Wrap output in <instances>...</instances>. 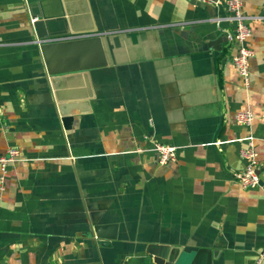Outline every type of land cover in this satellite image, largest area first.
<instances>
[{
  "label": "crops",
  "instance_id": "1",
  "mask_svg": "<svg viewBox=\"0 0 264 264\" xmlns=\"http://www.w3.org/2000/svg\"><path fill=\"white\" fill-rule=\"evenodd\" d=\"M39 1L0 0V157L18 152L0 170V264H157L148 245L253 264L264 243V0H242L247 87L211 21L226 16L218 0H61L70 30L100 36L108 64L50 82L27 13ZM75 100L91 112L64 129L55 104ZM245 110L248 127L234 120ZM249 139L259 186L243 189L233 174ZM156 144L175 161L159 165ZM95 225H116L111 247L97 245Z\"/></svg>",
  "mask_w": 264,
  "mask_h": 264
},
{
  "label": "water",
  "instance_id": "2",
  "mask_svg": "<svg viewBox=\"0 0 264 264\" xmlns=\"http://www.w3.org/2000/svg\"><path fill=\"white\" fill-rule=\"evenodd\" d=\"M38 12L32 14L36 19L33 24V37L50 82L61 75L70 73H87L90 70L107 66V58L100 36L44 43L46 38L69 36L70 30L61 0H40ZM56 109L64 129H69L73 117L90 113L89 100L57 101ZM116 225H95L93 233L99 247H111V241L117 237ZM146 252L152 255L157 264H202L200 255H207V263L211 264V253L208 249H198L194 253L179 251L171 258L172 249L148 245ZM91 264H100L98 262Z\"/></svg>",
  "mask_w": 264,
  "mask_h": 264
},
{
  "label": "built area",
  "instance_id": "3",
  "mask_svg": "<svg viewBox=\"0 0 264 264\" xmlns=\"http://www.w3.org/2000/svg\"><path fill=\"white\" fill-rule=\"evenodd\" d=\"M199 3L206 4L207 0H196ZM223 2L226 16L223 18H216L211 20L216 28L221 32L224 40L227 44L233 45L235 53L231 57V64L243 80L245 87L248 86L249 76V59L252 56V51L247 47L246 42L251 35V31L247 25L246 18L243 16L242 0H218ZM29 15V22L33 28V24L36 21L32 17V13L27 9ZM221 22L229 24L228 29H222L220 27ZM95 36L90 33H77L69 36L46 38L44 43L59 42L65 40H75ZM234 120L237 124L242 126H250L253 122V114L249 110L239 111L235 113ZM154 150L158 154V164L165 165L168 162L175 161V149L172 147L156 144ZM257 152L254 148L252 139L247 140V146L240 150L239 157L244 160L245 164L241 171L233 174V180L243 189H254L259 186V174H258V162ZM18 157V152L14 149L7 151L5 156L0 157V170L2 175L5 173L6 165L13 162ZM3 178L0 177V182ZM264 262V243L261 251L258 253L253 264H263Z\"/></svg>",
  "mask_w": 264,
  "mask_h": 264
}]
</instances>
